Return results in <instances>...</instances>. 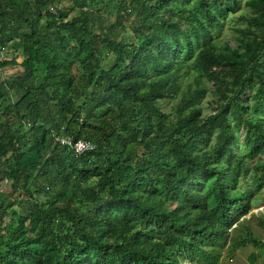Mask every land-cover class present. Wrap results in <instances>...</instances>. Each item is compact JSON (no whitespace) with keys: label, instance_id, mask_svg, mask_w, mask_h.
<instances>
[{"label":"trees","instance_id":"1","mask_svg":"<svg viewBox=\"0 0 264 264\" xmlns=\"http://www.w3.org/2000/svg\"><path fill=\"white\" fill-rule=\"evenodd\" d=\"M240 4L0 0V71L21 69L0 77V264L263 257L264 0L223 39Z\"/></svg>","mask_w":264,"mask_h":264},{"label":"rangeland","instance_id":"2","mask_svg":"<svg viewBox=\"0 0 264 264\" xmlns=\"http://www.w3.org/2000/svg\"><path fill=\"white\" fill-rule=\"evenodd\" d=\"M247 9L248 8L244 5V0H241L239 9L236 10V12H234L233 14H230L229 17H227L224 27L220 31V35L223 39H228L229 41L232 39L233 31H231L229 27H233L243 22L238 17L240 16L242 12L246 13ZM101 19L103 21H101V25L99 26V28L105 27L106 25L111 24L113 22V16H110V15H103ZM127 34L130 35V31H127ZM11 50H12V47H6L0 53V60L10 59L11 54H12ZM20 70L21 69L19 67L3 69L2 71H0V77L1 79H6L10 76L16 75L18 72H20ZM239 135L242 136L243 132H240ZM0 182H2L0 183V193H5V194L11 193L9 184L5 180L4 181L0 180ZM241 186H244V183H242ZM255 197H258V198H255ZM255 197H254L255 199L252 201L254 205L252 212H259L260 210H262V208L264 209V188L262 192L260 193V195L255 196ZM261 217L264 218V211L262 212ZM251 225H254V224H251ZM258 227L260 229V232L258 234L264 239V231L261 225H258ZM252 252L256 253V250L253 249L252 245H248L243 248L239 247L238 249L234 251L233 255L231 256H225L223 254L222 255L223 257L220 260L219 264H250L249 257ZM254 264H264V255L261 258H257Z\"/></svg>","mask_w":264,"mask_h":264},{"label":"built area","instance_id":"3","mask_svg":"<svg viewBox=\"0 0 264 264\" xmlns=\"http://www.w3.org/2000/svg\"><path fill=\"white\" fill-rule=\"evenodd\" d=\"M62 143L69 144V145L71 144V142L68 141V140L67 141H62ZM72 148H73V150H74V152L76 154H81L84 151L91 149L92 146L88 142L79 140V141L75 142V144H74V146Z\"/></svg>","mask_w":264,"mask_h":264},{"label":"clouds","instance_id":"4","mask_svg":"<svg viewBox=\"0 0 264 264\" xmlns=\"http://www.w3.org/2000/svg\"><path fill=\"white\" fill-rule=\"evenodd\" d=\"M232 228H233V227H232ZM257 232L259 233L260 230H257ZM230 238H232V237H229L228 240H229ZM248 245H252V244H247L246 246H248ZM246 246H245V247H246ZM252 247H253V246H252ZM242 248H243V247H242ZM236 249H238V248H236ZM236 249H235V250H236ZM253 249H255V248L253 247ZM235 250H234V251H235ZM233 253H234V252H233ZM233 253L228 255L227 251H225V252L222 253V255L224 254L225 256H231V255H233ZM222 257H223V256H222ZM221 259H222V258H221ZM221 259H220V260H221ZM220 260H219V262H220ZM219 262H218L217 264H219Z\"/></svg>","mask_w":264,"mask_h":264}]
</instances>
